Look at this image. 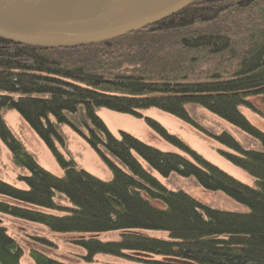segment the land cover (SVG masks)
Wrapping results in <instances>:
<instances>
[{
    "label": "trees",
    "instance_id": "1",
    "mask_svg": "<svg viewBox=\"0 0 264 264\" xmlns=\"http://www.w3.org/2000/svg\"><path fill=\"white\" fill-rule=\"evenodd\" d=\"M264 94V0H189L166 18L106 41L40 47L0 37V138L23 168L18 187L0 178V214L50 232L81 233L70 242L97 254L146 264H264V131L243 114L264 117L251 98ZM108 109L143 117L151 107L216 139L230 163L254 178L244 183L207 160L151 117L146 123L180 151L161 150L127 131L115 136L98 116ZM201 107L244 131L261 148L230 132L207 130L191 114ZM16 110L61 166L44 168L4 119ZM80 134L111 169L101 179L66 157L62 126ZM194 177L244 211L209 206L156 177ZM162 202V206L153 204ZM163 231L157 236L149 231ZM117 231V238L98 233ZM52 245L44 235H30ZM21 243L0 220V264H22ZM34 264H70L31 248Z\"/></svg>",
    "mask_w": 264,
    "mask_h": 264
},
{
    "label": "rangeland",
    "instance_id": "2",
    "mask_svg": "<svg viewBox=\"0 0 264 264\" xmlns=\"http://www.w3.org/2000/svg\"><path fill=\"white\" fill-rule=\"evenodd\" d=\"M251 100L253 104L264 113V94L254 96ZM241 110L248 118L247 120L264 131L263 116L246 107H242ZM190 111L193 117L207 130L213 132L225 130L230 132L244 146L261 148L257 140L247 135L238 127L213 114V112L211 113L201 107H191ZM97 113L115 136L119 135L120 130L127 131L133 134V136L161 150L181 153L175 145L166 141L146 123L145 117H151L157 120L159 124H162L171 134H175L183 139L186 144L204 156L207 160L225 170V172H228L244 183L252 185V182H254L252 176L230 163L219 153L220 149H227L225 145H222L210 135L170 113L154 107L143 110V117H134L129 114L127 115V113L108 109L107 107L99 108ZM3 115L10 129L22 141L25 148L34 154L38 162L52 173L61 175L63 170L58 161L43 139L32 129L27 121L14 109L4 111ZM62 132L65 137V146H61L58 143L56 144L57 148L66 157H72L78 166L97 177L101 179H110L112 175L111 169L105 161L100 158L101 156L98 152L80 134L67 125L62 126ZM20 172H25V170L12 162L10 150L0 138V178L18 187H24V183L17 179V175ZM156 177L159 178L165 187L169 189H182L209 206L225 210H246L244 205L239 202L237 203V201L233 200L222 191H211L206 189V187L200 186L195 181L194 177L179 176L176 173H172L169 177H160V175L156 174ZM152 202L159 207L163 205L159 200H153ZM0 220L1 223L7 227L8 232L14 236L24 248V255L20 259L22 264H34L29 256V250L33 247L70 264H146V262L144 263L106 254H97L92 262L85 261L81 256L85 253V250L80 246L72 244L70 239L80 235L87 236L88 234L76 232L70 234L50 232L46 227L40 224L21 221L1 214ZM149 232L157 236L166 235L163 231L154 230ZM30 235H44L52 241V245H41L34 241ZM98 236L102 239H113L117 238L118 232L109 231L98 233Z\"/></svg>",
    "mask_w": 264,
    "mask_h": 264
},
{
    "label": "water",
    "instance_id": "3",
    "mask_svg": "<svg viewBox=\"0 0 264 264\" xmlns=\"http://www.w3.org/2000/svg\"><path fill=\"white\" fill-rule=\"evenodd\" d=\"M189 0H0V37L40 47L93 44L166 18Z\"/></svg>",
    "mask_w": 264,
    "mask_h": 264
}]
</instances>
